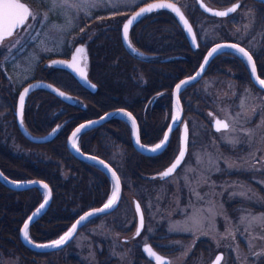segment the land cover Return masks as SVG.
Listing matches in <instances>:
<instances>
[{
    "label": "trees",
    "instance_id": "1",
    "mask_svg": "<svg viewBox=\"0 0 264 264\" xmlns=\"http://www.w3.org/2000/svg\"><path fill=\"white\" fill-rule=\"evenodd\" d=\"M222 1L211 0L209 3L222 8L234 2ZM244 3L256 6L258 23L264 27V3L255 0H245ZM185 13L196 33L201 19L208 17L214 21L225 22L219 29L220 38L216 41H233L245 46L242 41L226 32V28L231 29L238 25L234 18L235 13L225 18L211 17L199 9L196 1ZM123 21L124 17L118 16L107 22L97 23L95 29L93 28V37L87 41L88 76L97 85L96 92L82 87L64 70H60L62 80H56L50 73H45L41 66L37 68L34 79L47 80L72 94L76 100L74 105H69L45 90L36 91L28 98L23 119L32 134L41 136L49 133L55 126L60 127L58 134L50 142L32 143L19 132L14 114L17 94L10 96L2 88L6 79L0 73V80L3 81L0 82V96L4 101V108H0V112H4L0 115V169L14 181L43 180L52 190V201L48 210L29 229V237L35 243H46L59 238L80 214L105 203L113 190L110 178L102 169L79 160L70 153L67 139L71 131L85 120L124 108L132 112L138 120L142 143L147 146L156 145L163 138L171 118L174 86L197 71L209 47L199 42V49L193 50L175 17L162 10L145 16L132 28L130 40L139 52L133 54L122 43ZM250 51L258 74L264 79V45ZM229 70L234 72L240 85L248 83L257 88L251 80L245 61L230 51L216 55L204 75L226 77ZM195 85L196 83L188 85L180 94L184 114L195 113L184 101V92ZM16 144L20 146L19 151H15ZM78 145L84 153L97 155L116 169L123 191H138L141 184L159 177V173L173 161L179 148V131L177 129L173 132L166 149L156 156L142 155L134 148L131 126L126 120L119 118L84 131L79 137ZM223 149L230 152L227 148ZM255 174L252 171H234L224 172L219 176L250 184L264 199V188L254 180ZM43 199L44 194L39 188L16 191L0 182V258L16 256L20 264H55L51 258L63 249L47 253L36 252L20 240V229L24 221ZM238 204V201L226 202L227 210L234 214V207ZM103 216L88 221L80 230L94 224ZM117 229L121 230L119 227ZM173 238L188 240L190 237H162L158 234L151 236L148 243L159 253L169 255L173 252L168 247L158 245L157 241ZM211 250V241L197 240L193 244L187 264L199 257L207 261ZM97 257L99 264L113 262L105 248L97 252ZM134 258L136 264L140 261L152 263L141 247L135 249ZM262 262L264 264L263 260L258 264ZM68 264L86 263L72 255L68 258Z\"/></svg>",
    "mask_w": 264,
    "mask_h": 264
},
{
    "label": "rangeland",
    "instance_id": "2",
    "mask_svg": "<svg viewBox=\"0 0 264 264\" xmlns=\"http://www.w3.org/2000/svg\"><path fill=\"white\" fill-rule=\"evenodd\" d=\"M23 1L30 5L35 19L29 17L24 28L4 42L6 47L0 48V73L6 79L2 88L10 96L32 81L37 68L44 69L49 59L68 54L79 39L89 41L97 23L118 16L125 20L139 4L151 0H57V6H53V0ZM172 1L186 12L196 0ZM242 1L234 15L238 25L226 28V32L242 41L249 51L257 50L264 45V27L258 23L256 6ZM223 23L203 17L198 41L209 46L208 49L223 42L216 41ZM184 101L195 113L184 114L190 130L189 150L177 172L168 179L156 177L141 184L138 191H123L124 200L121 199L114 212L78 231L51 261L68 264L69 256L73 255L86 264H99L97 252L105 248L113 260L111 264H136L135 249L158 234L190 237L157 241L173 252L166 255L170 264H187L193 244L199 239L211 241L210 256L207 261L199 257L188 264H207L219 251L225 255L222 264L264 261V224L242 222L244 217L264 216V199L250 184L219 176L224 172L252 171L256 173L254 180L264 188V92L248 83L240 85L229 70L226 77L204 75L184 92ZM0 108H4L1 96ZM215 118L225 119L229 129L215 132L206 122L212 123ZM19 147L16 144L15 151ZM134 197L140 201L145 215L144 229L136 239H133L137 222ZM237 201L240 204L231 214L226 202ZM194 214L202 222L196 230H188L192 228L190 218ZM0 264H20V260L16 256H2ZM139 264L152 263L140 261Z\"/></svg>",
    "mask_w": 264,
    "mask_h": 264
},
{
    "label": "water",
    "instance_id": "3",
    "mask_svg": "<svg viewBox=\"0 0 264 264\" xmlns=\"http://www.w3.org/2000/svg\"><path fill=\"white\" fill-rule=\"evenodd\" d=\"M261 2L264 3V0H259ZM20 2L24 3L30 10V6L28 3L20 0ZM161 2H166V3H173L175 4L177 7H180L181 8V11L183 12L185 18L188 20L189 24L191 25L192 29H193V32L195 33L196 35V31L194 29V26L192 25L191 21L189 20V18L187 17L185 11L183 10V8L181 7L180 4L172 1V0H151L149 2H146L145 4L141 5L140 7H138L135 11H133L132 13H130L126 19L124 20L122 26H121V39H122V43L123 45L128 48L130 50L131 49H134L135 51H132L130 50L133 54H137L139 53L138 50L133 46V44L131 43V40H130V33H131V30L132 28L142 19L144 18L145 16L147 15H150L152 13H155V12H159V11H162V10H165V11H168L170 12L174 17L175 19L177 20V22L179 23L180 27L182 28V30L184 31V34L186 36V39L190 45V47L193 49V50H198L199 49V41H198V38H197V35H196V41L195 43L193 42L192 38H191V35L187 32V30L185 29V27L183 26L182 22L179 20L178 16L173 12L171 11L170 9H158V10H155V11H152V12H148V13H145L143 14L142 16H139L137 17L130 25H129V34H128V39L125 40L124 38V35H123V27H124V24L127 23L133 16L136 15L137 12H140L141 9L143 8H147L150 4H154V3H161ZM197 2V5L199 7V9L204 12L206 15H209V16H212V17H218V18H224V17H228L230 15H232L233 13H235L241 6V1H237L233 4H231L230 6L228 7H225V8H218V7H214V6H211L209 5L205 0H196ZM235 4H238L239 7L236 9L235 12H231L229 13V15L227 16H224V17H220V16H216L213 14V12L215 11H226L228 8H231L233 7ZM207 9V10H206ZM19 29V28H18ZM17 30V29H16ZM230 44H236L238 47H241V48H244L245 51H247L249 53V55L252 56L253 58V61L255 63V66H256V72L255 74H253L252 72V68H251V65L247 62V59L242 57V55L238 54L234 49H228V48H225L223 50H218V53H214L211 57H208V53L212 50V48L214 47H217V45H230ZM78 48H84L85 49V53L86 55L84 56L83 58V62H82V66L85 67L86 69V74H87V80L83 79L78 72H76L73 68L71 67H68L67 65L70 64L72 62L71 58L70 59H63V58H53L51 59L49 62H48V65L51 66V67H54V68H59V69H63V70H66L68 72H70L76 79L77 81L79 82V84L84 87L85 89H87L88 91H91V92H96L97 90V85L95 83H93L89 76H88V67H87V62H88V59H89V54H88V47H87V44L85 43H80L78 45L75 46L72 54H71V57L73 55L76 54V49ZM225 51H231V52H234L236 54H238L247 64L248 66V69H249V73H250V77H251V80L253 82V84L260 90H263L264 91V87H261L257 81V77H259V79H263L259 76L258 74V70H257V65H256V62H255V59L253 57V55L251 54V52L246 48L244 47L243 45L239 44V43H236V42H231V41H223V42H218V43H215L213 44L206 52V54L204 55L203 57V60L199 66V68L197 69V71L193 74V75H190V76H187V77H184L183 79H181L178 83H176V85L174 86L173 88V91H172V113H171V118H170V121H169V124L165 130V133L163 135V138L164 136H167L168 137V140H167V143L164 144L162 150L161 149H158L155 153H153L151 151L152 148H154L157 144H160L162 141H163V138L161 139V141L159 143H157L156 145L154 146H147L145 144L142 143L141 141V137H140V127H139V123H138V120L136 119V117L134 116V114L132 112H130L129 110L127 109H124V108H119V109H115V110H111V111H108L106 113H104L103 115H101L100 117L98 118H94V119H88V120H85L83 122H81L80 124H78L70 133L68 139H67V147H68V150L70 151V153L75 156L76 158H78L79 160H82V161H85L87 163H90V164H93L97 167H99L100 169H102L107 175L108 177L110 178L111 182H112V185H113V188H114V178L112 177L111 175V172H115L116 175L119 177L120 179V194H119V198L117 199V201L108 209H105L103 212H99L98 210L103 208L104 204L107 203L108 199L111 198V195L110 197L107 199V201L105 203H103L102 205L100 206H97V207H93V208H90L88 210H86L85 212H83L82 214H80L77 219L71 224V226L69 227V229L63 233L59 238L53 240V241H49V242H46V243H35L33 242L30 237L28 240H26L23 236V231H24V224L25 223H28L29 227H28V231L30 229V226L37 220H39L45 213L46 211L48 210L50 204H51V201H52V190H51V187L49 186V184H47L45 181L43 180H31V181H14L12 179H10L9 177H7L3 172L2 170L0 169V182L5 185L6 187L12 189V190H16V191H24V190H28V189H31V188H39L43 194H44V199L43 201L41 202V204H44V201L45 199H47V204L44 205L43 208H40V205L27 217V219L24 221L21 229H20V240L21 242L26 246L28 247L29 249L33 250V251H36V252H44V253H47V252H54V251H59L61 249H63L64 247H66L73 239L74 237L76 236V234L78 233V231L80 230V228L85 225L88 221H90L91 219L95 218V217H98V216H103V215H107V214H110L112 212H114L117 207L119 206L120 202H121V199H122V195H123V187H122V181H121V178L118 174V172L116 171V169L109 163L107 162L106 160L102 159L101 157L97 156V155H94V154H91V153H84L80 148H79V145H78V141H79V137L80 135L88 130V129H91V128H94V127H97V126H100L104 123H106L107 121L111 120V119H116V118H119V119H124L126 120L129 125L131 126V131H132V143H133V146L134 148L139 152L141 153L142 155H146V156H156L158 154H160L161 152H163L166 147L168 146L169 142H170V139H171V136L173 134V132L175 130L178 129V127L180 126V138H179V150L181 149L182 147V142H183V138H184V129H185V125H187V137H188V146H187V152H186V155L184 157V160L187 156V153H188V150H189V139H190V133H189V126H188V123L186 120H184V108H183V104H182V101H181V98H180V94L182 92V90L184 88H186L188 85H191L193 83H196L198 82L205 74L208 66L210 65L211 61L213 60V58L222 53V52H225ZM207 59L208 62L207 64H204V60ZM54 61H64L65 63L63 64H58V63H54ZM201 67H203V72L201 73L200 76L196 77L195 80H192L191 78L193 76H195V74L197 72L200 71ZM183 81H188L187 84L183 85L181 87V90L179 92V94L176 93V86L178 84H182ZM94 85V87H92ZM25 89H28V93L27 95L25 96V100H24V105H23V113H22V116H21V111H20V105H19V98L21 95H24L25 93ZM39 90H45V91H48L50 93H52L53 95H55L58 99H60L61 101L69 104V105H74L75 104V99L73 97L72 94L60 89L59 87H57L56 85H54L53 83L47 81V80H42V79H34L30 82H28L27 84H25L18 92V95H17V100H16V107H15V120H16V124H17V127H18V130L19 132L22 134V136L24 138H26L28 141L32 142V143H36V144H43V143H47V142H50L52 141L55 136L58 134L59 130H60V127L58 126H55L49 133L45 134V135H34L32 134L25 126L24 124V112H25V107H26V104H27V100L28 98L30 97V95L36 91H39ZM58 92H63L64 93V96H60L58 94ZM177 96H179V109H180V114L179 116H177V111H178V106H177ZM83 108H85V106H83ZM125 114H130V115H125ZM132 119L135 120V125L132 124ZM215 119H220V120H225V119H222V118H215ZM214 119V120H215ZM21 120L23 121V123H21ZM214 120L212 121L211 125H212V129L216 131L215 129V126H214ZM226 121V120H225ZM82 125L86 126V127H81ZM77 128H80V132L77 133V136H76V143H77V146L79 148V151L76 150V148H74L72 146V134L73 132L76 131ZM137 137L139 139V143H137ZM141 145H143V147H141ZM179 153V151H178ZM178 153L177 155L175 156V158L178 156ZM174 158V159H175ZM174 159L173 161L165 168L161 171V173L166 170L173 162H174ZM184 160L182 161L181 165L183 164ZM100 161H103L104 164L102 165L100 163ZM104 165H107L108 167L105 168ZM181 165L179 167H177V169L175 170V172L173 173V175L177 172V170L181 167ZM171 176L167 177V178H164V179H161L160 176L159 178L161 180H165V179H168L170 178ZM44 185H47V189H45L43 186ZM113 191V190H112ZM112 194V193H111ZM139 204L140 206V211L138 212L137 211V207L136 205ZM133 206H134V210H135V213H136V219H137V222H136V230L133 234V239H136L137 237L140 236V234L142 233L143 229H144V226H145V215H144V211H143V208H142V205L140 203V201L137 199V198H133ZM37 209H39V212H37ZM89 212H92L94 213L93 216H90L88 218V220L86 222L82 221L80 225H77L76 227V231L73 233V236L66 242L64 243L63 245H61L60 247H37V245H51L54 241L56 240H59L62 236H64L70 229H72L73 225H76V222L78 220H80V218L82 216H86ZM140 213L143 214V221H144V226H143V229L140 230L139 232V235H136L137 233V229L139 227V221H140ZM145 247H151L153 249L154 252H156L159 256H161L165 261L168 262V264H170V259L168 256L166 255H163L161 253H159L157 250H155V248L150 244V243H145L141 246V249L144 253V255L153 263V264H156L155 260L153 258H151L146 252H145ZM218 257H223L222 260H220V264H222L223 260H224V253L222 251H219L217 252L214 257L207 263V264H216V261H217V258Z\"/></svg>",
    "mask_w": 264,
    "mask_h": 264
},
{
    "label": "snow or ice",
    "instance_id": "4",
    "mask_svg": "<svg viewBox=\"0 0 264 264\" xmlns=\"http://www.w3.org/2000/svg\"><path fill=\"white\" fill-rule=\"evenodd\" d=\"M53 6H57V0H53ZM115 6V5H114ZM239 7L238 4H235L233 7L228 8L226 11H215L213 12L214 15L224 17L229 15L231 12H235L236 9ZM170 9L173 11L179 18V20L182 22L183 26L187 30V32L191 35V38L193 42L195 43L196 41V35L193 32V29L191 25L189 24L188 20L185 18L183 12L181 11L180 7H177L173 3H166V2H161V3H154L150 4L147 8L141 9L140 12H137L135 16H133L127 23L124 24L123 27V35L125 40L128 39V34H129V25L139 16H142L145 13L152 12L158 9ZM207 10V9H206ZM32 17L35 19V15L32 13V11L20 0H0V44L3 43V41L10 36L13 35V33L16 31V29L24 27L27 24L28 18ZM225 48L228 49H234L238 54L242 55V57L247 59V62L251 65L252 72L255 74L256 72V66L253 61V58L247 51H245L244 48L238 47L236 44H230V45H217V47L212 48V50L207 54L208 57H211L214 53H218V50H223ZM132 51H135L134 49H131ZM139 54V53H137ZM86 55L85 49L84 48H78L76 49V54L71 57L72 62L68 64V67L73 68L76 72L79 73V75L87 80V74H86V69L85 67L82 66L83 58ZM208 60H204V64H207ZM54 63L58 64H63L65 63L64 61H54ZM203 72V67H201L200 71L195 74L191 79L195 80L196 77L200 76L201 73ZM259 85L261 87H264V79H259V77L256 78ZM188 81H183L182 84H178L176 86V93L179 94L181 87L185 84H187ZM94 87V85L92 86ZM28 93V89H25L24 95H21L19 98V105H20V111H21V116L23 113V105H24V100L25 96ZM60 96H64L63 92H58ZM177 106H178V111H177V116L180 114V109H179V96H177ZM125 115H130V114H125ZM21 123L23 121L21 120ZM132 124L135 125V120L132 119ZM214 126L217 132L220 131H227L229 129V123L225 120H220V119H215L214 120ZM86 127L84 125L81 126ZM187 125H185L184 129V138L182 142V147L179 150L178 156L174 159V162L162 173L159 174L161 179L167 178L169 176H172L177 167H179L184 160V157L187 152V146H188V137H187ZM80 132V128H77L75 132L72 134V146L76 148L77 151H79V148L76 143V136L77 133ZM168 137L164 136L163 141L160 144H157L154 148L151 149L153 153H155L158 149L163 148L164 144L167 143ZM230 143H234L235 141H229ZM137 143H139V139L137 137ZM143 147V145H141ZM100 163L103 165L104 162L100 161ZM105 168H107V165H104ZM191 171V169H188ZM112 177L114 178V188L111 194V198L108 199L107 203L104 204L103 208L99 209V212H103L105 209L110 208L119 198L120 194V179L116 175L115 172H111ZM45 189H47V185L43 186ZM47 204V199H45L44 204L40 205V208H43L44 205ZM137 211H140V206L139 204L136 205ZM37 212H39V209H37ZM94 213L89 212L86 216H82L80 220L76 222V225H73L72 229H70L64 236H62L59 240L54 241L51 245H37V247H60L64 243H66L72 236L73 233L76 231L77 225H80L82 221L86 222L90 216H93ZM190 221L192 223V228L188 230H196L202 220L201 218L194 214L193 217L190 218ZM248 221L249 224L251 223H260L264 224V216L260 217H244L242 218V222ZM144 226V221H143V214L140 213V221H139V227L137 229L136 235H139L140 230L143 229ZM28 223L24 224V231H23V236L26 240L29 239V231H28ZM145 252L155 260L156 264H168L167 261H165L161 256H159L156 252L153 251L151 247H145ZM223 257H218L216 264H220V260H222Z\"/></svg>",
    "mask_w": 264,
    "mask_h": 264
},
{
    "label": "flooded vegetation",
    "instance_id": "5",
    "mask_svg": "<svg viewBox=\"0 0 264 264\" xmlns=\"http://www.w3.org/2000/svg\"><path fill=\"white\" fill-rule=\"evenodd\" d=\"M23 1V0H22ZM237 1H241V3L243 2L242 0H237ZM237 1H235V2H237ZM255 1H258V2H261V1H259V0H255ZM235 2H233V3H235ZM232 3V4H233ZM263 3V2H262ZM230 6V5H229ZM228 7V6H227ZM31 8V7H30ZM236 13V12H235ZM234 14V13H233ZM232 14V15H233ZM225 18V17H224ZM24 27H21V28H19V29H17L14 33H13V35H15L18 31H20L21 29H23ZM197 34V33H196ZM12 35V36H13ZM12 36H10L9 38H11ZM9 38H7V39H5L4 41H3V43L2 44H0V48H3V47H6L7 46V44H5L4 42L5 41H7ZM231 42H233V41H231ZM80 43H85V44H87V42H84V41H82L81 39H79V41L77 42V44L76 45H78V44H80ZM75 45V46H76ZM75 46L73 47V49L68 53V54H65V55H61V56H57V57H54V58H63V59H70L71 58V54H72V52H73V50H74V48H75ZM87 47H88V45H87ZM231 52V51H230ZM252 54V53H251ZM236 55H238V54H236ZM239 56V55H238ZM240 57V56H239ZM51 59H53V58H51ZM51 59H49L48 61H47V66L48 67H50L51 69H49L47 66H45V68L43 69L44 70V72L45 73H50L56 80H62V77H63V75H62V72L60 71V70H63V69H59V68H54V67H51V66H49L48 65V62L51 60ZM89 60V59H88ZM87 67H88V62H87ZM58 69V70H57ZM64 71H66V70H64ZM73 79H75L76 81H77V79L70 73V72H68V71H66ZM78 82V81H77ZM79 83V82H78ZM261 91H263V90H261ZM184 119V118H183ZM178 129H180V126L178 127Z\"/></svg>",
    "mask_w": 264,
    "mask_h": 264
}]
</instances>
